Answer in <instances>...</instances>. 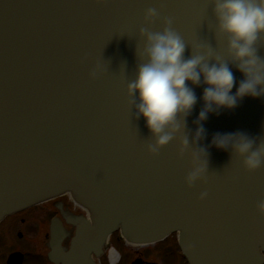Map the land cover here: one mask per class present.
<instances>
[{
  "label": "water",
  "instance_id": "water-1",
  "mask_svg": "<svg viewBox=\"0 0 264 264\" xmlns=\"http://www.w3.org/2000/svg\"><path fill=\"white\" fill-rule=\"evenodd\" d=\"M150 7L161 16L151 25L144 21ZM165 17L185 39L186 56L206 44L230 61L212 0H0V220L70 192L93 222L62 255L63 232L53 230L56 261L95 264L91 253L100 255L120 227L128 241L142 243L178 231L191 264L264 262V216L257 210L264 166L248 172L235 152L212 144L217 133L264 141V97L209 114L193 144L203 108V86L195 88L198 103L181 131L157 155L148 151L155 140L136 118L127 83L140 62V29L161 31ZM97 64L103 69L92 79ZM184 136L190 147L181 157ZM199 148L208 171L190 188L191 152Z\"/></svg>",
  "mask_w": 264,
  "mask_h": 264
},
{
  "label": "clouds",
  "instance_id": "clouds-1",
  "mask_svg": "<svg viewBox=\"0 0 264 264\" xmlns=\"http://www.w3.org/2000/svg\"><path fill=\"white\" fill-rule=\"evenodd\" d=\"M212 15L230 61L206 44L197 45L191 55L186 56L188 45L174 30L171 18L163 19L161 31L140 29L143 48L135 75L127 83V97L135 108L136 118L144 119L155 140L148 145L152 155H157L174 140L192 114L198 103L195 88L203 86L200 97L203 108L199 112L193 144H198L204 136L203 122L209 114L234 110L245 98L264 97V57L259 55L260 42L264 38V0H212ZM160 18V12L150 7L144 21L151 25ZM233 66L243 76L239 82ZM102 69L103 66L97 64L91 78L95 79ZM180 143L182 157L190 147L189 138L184 136ZM212 144L219 150L235 152L248 172L264 166V141H257L243 132L217 133ZM206 156L203 148L191 152L192 170L185 181L188 187L205 179ZM207 195L202 192L199 198L203 200ZM257 210L264 216V200L258 203Z\"/></svg>",
  "mask_w": 264,
  "mask_h": 264
},
{
  "label": "flooded vegetation",
  "instance_id": "flooded-vegetation-1",
  "mask_svg": "<svg viewBox=\"0 0 264 264\" xmlns=\"http://www.w3.org/2000/svg\"><path fill=\"white\" fill-rule=\"evenodd\" d=\"M88 219V212L67 193L7 215L0 222V264H64L51 257L53 230L63 232L62 255ZM93 259L96 264H190L177 232L140 243L127 241L120 229L109 235L102 253L93 254Z\"/></svg>",
  "mask_w": 264,
  "mask_h": 264
},
{
  "label": "bare ground",
  "instance_id": "bare-ground-1",
  "mask_svg": "<svg viewBox=\"0 0 264 264\" xmlns=\"http://www.w3.org/2000/svg\"><path fill=\"white\" fill-rule=\"evenodd\" d=\"M92 222H93L92 219L89 218V219L85 222L84 227H85L86 229H89V227L91 226ZM79 230H80V228H79ZM77 232H78V231H77ZM76 235H77V234H76ZM76 235H75V236H76ZM75 236H74V237H75ZM74 237H73V238H74ZM72 240H73V239H72ZM71 243H72V241H71ZM111 256H112V255H111Z\"/></svg>",
  "mask_w": 264,
  "mask_h": 264
},
{
  "label": "snow or ice",
  "instance_id": "snow-or-ice-1",
  "mask_svg": "<svg viewBox=\"0 0 264 264\" xmlns=\"http://www.w3.org/2000/svg\"><path fill=\"white\" fill-rule=\"evenodd\" d=\"M159 7L162 8V9H165L167 6L164 5V4H160Z\"/></svg>",
  "mask_w": 264,
  "mask_h": 264
}]
</instances>
